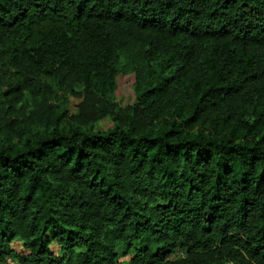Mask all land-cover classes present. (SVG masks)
Wrapping results in <instances>:
<instances>
[{
  "label": "trees",
  "instance_id": "16d2710c",
  "mask_svg": "<svg viewBox=\"0 0 264 264\" xmlns=\"http://www.w3.org/2000/svg\"><path fill=\"white\" fill-rule=\"evenodd\" d=\"M10 262L264 264V0H0Z\"/></svg>",
  "mask_w": 264,
  "mask_h": 264
},
{
  "label": "rangeland",
  "instance_id": "374dc122",
  "mask_svg": "<svg viewBox=\"0 0 264 264\" xmlns=\"http://www.w3.org/2000/svg\"><path fill=\"white\" fill-rule=\"evenodd\" d=\"M132 77H121L118 79L117 88L114 93V98L118 102V104L121 107H124L125 105L131 104L134 99V93L132 90ZM80 99H75L73 97H69V103H68V112L70 115L77 114V105L79 104ZM113 126L112 121L110 118L105 117L101 120H99L96 124L94 129L96 131H105L107 129H110ZM12 249L19 253H25L22 246L18 242L12 243ZM51 249L54 254L58 253V246L55 244L51 245ZM181 255V254H177ZM10 264H13L10 262Z\"/></svg>",
  "mask_w": 264,
  "mask_h": 264
}]
</instances>
